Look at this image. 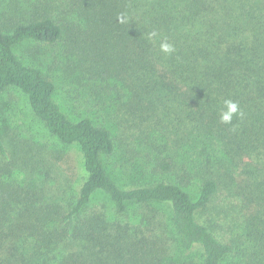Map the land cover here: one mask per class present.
<instances>
[{"label":"trees","instance_id":"obj_1","mask_svg":"<svg viewBox=\"0 0 264 264\" xmlns=\"http://www.w3.org/2000/svg\"><path fill=\"white\" fill-rule=\"evenodd\" d=\"M61 2L0 0V16L17 12L0 23V103L21 92L53 138L79 148L86 179L65 203L41 200L12 170L24 148L1 121L0 264H264V0ZM61 41L120 114L164 137L144 141L137 179L113 162V128L70 117L56 83L17 53ZM227 99L244 113L231 124L220 122ZM163 219L171 250L152 227Z\"/></svg>","mask_w":264,"mask_h":264},{"label":"rangeland","instance_id":"obj_2","mask_svg":"<svg viewBox=\"0 0 264 264\" xmlns=\"http://www.w3.org/2000/svg\"><path fill=\"white\" fill-rule=\"evenodd\" d=\"M6 1L9 2V8L11 6L13 8L17 1L19 3L17 7L22 10L27 5L26 0ZM57 4L62 5L60 12L63 8L64 11L67 10L63 7L61 0H57ZM9 12L11 14L0 16V23L12 16L17 17V12L14 13L12 10ZM17 53L29 64L41 68L45 76L56 83L58 88L56 100L70 117L91 116L96 121L113 128V134L118 141V150L113 162L123 173L122 177L123 179L125 177V181L137 179L135 175L138 171L133 166L139 169V165L149 162L147 144L144 141L149 138L150 129L147 130L144 127V133H142L143 126L140 125V120L129 117L130 115L127 114L123 116L117 111L119 105L117 95L112 89L102 90L101 87H106V84L99 78H91L90 74L93 72L90 69L91 66L80 63L78 57L74 56V52L64 41L56 44L27 43L20 47ZM4 120L7 121L10 135L19 150L24 148V153L28 157L29 167L24 163L25 154L21 153L23 156L20 154V159L13 161L15 167L13 166L12 170L22 184L45 202L65 203L77 196L86 179L83 157L79 148L64 147L53 138L42 121L34 115L27 98L17 90H9L1 99L0 122ZM159 136L162 135L159 133L153 137L150 136L151 140L148 139V143L161 145V142H158L159 138L164 137ZM18 148L15 151H19ZM131 167V175H128L127 170L129 171ZM188 186L190 190L196 191V187ZM102 204L101 201L98 206ZM130 213L131 218H138L140 214L138 210H132ZM210 214L214 218L215 214L211 212ZM138 220L140 223L139 218ZM164 220L162 226L153 225L152 227L155 228L154 231L165 230L164 233L158 234H162L163 241L168 242L167 246L171 250L173 247L166 236V231L169 234V230ZM219 220L221 219H216V221ZM217 224L219 227L215 229V232L219 236L220 230H224L222 228H225L227 235L229 234L227 230L229 225L225 227L221 221Z\"/></svg>","mask_w":264,"mask_h":264},{"label":"clouds","instance_id":"obj_3","mask_svg":"<svg viewBox=\"0 0 264 264\" xmlns=\"http://www.w3.org/2000/svg\"><path fill=\"white\" fill-rule=\"evenodd\" d=\"M157 36L156 32L149 33V39H152ZM160 50L165 54H172L174 52L173 46L168 43L166 40L160 44ZM244 113L240 109L237 102H234L231 99L224 101V108L220 112V122L223 124H231L234 117L243 118Z\"/></svg>","mask_w":264,"mask_h":264}]
</instances>
